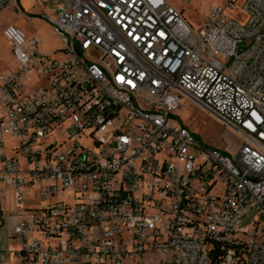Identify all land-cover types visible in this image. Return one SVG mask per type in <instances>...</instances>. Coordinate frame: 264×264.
<instances>
[{
	"label": "built area",
	"instance_id": "2783aa9c",
	"mask_svg": "<svg viewBox=\"0 0 264 264\" xmlns=\"http://www.w3.org/2000/svg\"><path fill=\"white\" fill-rule=\"evenodd\" d=\"M35 2L63 49L2 31L0 201L25 208L0 223V264H264V0L199 29L168 0ZM184 98L237 134L234 154L174 124Z\"/></svg>",
	"mask_w": 264,
	"mask_h": 264
},
{
	"label": "rangeland",
	"instance_id": "374dc122",
	"mask_svg": "<svg viewBox=\"0 0 264 264\" xmlns=\"http://www.w3.org/2000/svg\"><path fill=\"white\" fill-rule=\"evenodd\" d=\"M228 1L229 0H190L189 2H185L183 0H168L176 9L183 11L185 19L195 29H199L202 26L205 15L211 7L226 6ZM49 3L51 9L55 10L62 5V0H49ZM19 4L21 7H19L18 10H6L0 15V34L6 26L10 25L11 20L26 19L22 7L27 10H33L35 8L34 11L39 13L37 16L33 17L34 22L29 27L33 33H30L29 36H33L41 41L40 48L43 53H52L62 50V42L54 33L52 25L40 16V10L35 0H20ZM13 68L14 61L10 47L7 42L2 39L0 40V74ZM44 85V79L35 78L27 82L30 92L36 91ZM175 116L176 117L173 118L174 124L186 127L201 143L208 147L220 149L228 154H234L240 147L241 140L227 124L188 98H184L182 107L178 113H175ZM59 200L66 201V195L59 198ZM30 202H37L42 206L49 204V200L40 199L38 192L32 195ZM2 206L14 213H19L21 210V206L13 201L11 194H9L7 199L2 203ZM150 257L151 255L147 256V259ZM155 258H160V255L156 254ZM6 264H17V260L14 256H9Z\"/></svg>",
	"mask_w": 264,
	"mask_h": 264
},
{
	"label": "crops",
	"instance_id": "0c3cea01",
	"mask_svg": "<svg viewBox=\"0 0 264 264\" xmlns=\"http://www.w3.org/2000/svg\"><path fill=\"white\" fill-rule=\"evenodd\" d=\"M20 1V0H19ZM36 3V2H35ZM37 5V4H36ZM19 7H21V5L19 4ZM35 9V8H34ZM34 9L33 10H27V9H25V8H23L22 7V11L24 12V14L26 15V19L25 18H23L22 20H19V19H14V20H11L10 21V25H14V26H16V27H19V28H21L25 33H26V35L29 37V38H34L33 36H29V34L30 33H33V31L32 30H30V26L33 24V22H34V20H33V17L34 16H37V14L39 13H37V12H35L34 11ZM38 9H39V7H38ZM6 11V10H5ZM5 11H3L2 13H0V15L1 14H3ZM2 39H4L3 37H2V33L0 34V40H2ZM5 40V39H4ZM7 44L9 45V47H10V50H11V54H12V57H13V53H12V47H11V45L7 42ZM13 61H14V59H13ZM10 70V69H9ZM8 70V71H9ZM7 71V72H8ZM6 73V72H5ZM0 167H1V165H0ZM7 193H8V195L9 194H11V197H12V199H13V201L16 203V201H15V199H14V194H13V191H12V189H7ZM8 195H7V197H8ZM4 202V201H3ZM2 201H0V219H1V221H0V223L2 224V225H4V234L6 235L7 234V232L9 231V229L12 227V225H13V223L18 219V217H19V215H20V213H22V211L24 210V206L23 205H20L21 206V210H20V212L19 213H14V212H11L10 210H7L6 208H4L3 206H2V203H3ZM16 204H18V203H16ZM19 205V204H18ZM7 236V235H6ZM6 242V241H5ZM8 244L9 245H11L12 244V242H8Z\"/></svg>",
	"mask_w": 264,
	"mask_h": 264
}]
</instances>
